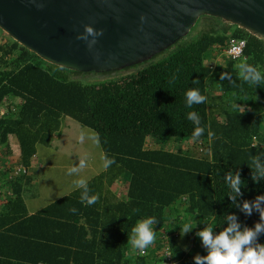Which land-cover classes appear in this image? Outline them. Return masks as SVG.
<instances>
[{"label":"trees","instance_id":"trees-1","mask_svg":"<svg viewBox=\"0 0 264 264\" xmlns=\"http://www.w3.org/2000/svg\"><path fill=\"white\" fill-rule=\"evenodd\" d=\"M202 19L189 37L161 52L168 51L162 60L100 83H83L76 77L89 73L48 64L0 30V103L16 108L0 120L4 154L29 167L37 146L50 145L68 117L99 133L103 153L115 159L87 184L89 196L99 194L91 206L81 202L79 189L26 216L24 207H15L23 204L16 181L14 198L0 210V264H163L153 255L163 231L178 232L169 240L173 260L194 264L193 257L207 251L197 235L188 251L182 249L184 224L199 220L216 235L227 227V215L242 228L260 222L258 212L246 216L229 200L225 177L241 176L238 204L264 196V179H252L256 163L264 168V41L220 19ZM230 38L246 42L244 59L220 56ZM241 65L254 67L261 81L245 80ZM194 89L206 102L188 107L186 93ZM190 112L198 125L187 118ZM196 127L204 132L194 142ZM148 140L161 148L148 149ZM168 141L191 145L164 150ZM116 182H125L122 200L110 191ZM149 217L158 221L156 240L140 256L130 237ZM257 243L264 244V234Z\"/></svg>","mask_w":264,"mask_h":264},{"label":"water","instance_id":"water-1","mask_svg":"<svg viewBox=\"0 0 264 264\" xmlns=\"http://www.w3.org/2000/svg\"><path fill=\"white\" fill-rule=\"evenodd\" d=\"M202 16L264 41V0H0L4 34L48 64L85 73L144 63ZM85 25L103 31L92 50L76 39Z\"/></svg>","mask_w":264,"mask_h":264},{"label":"clouds","instance_id":"clouds-1","mask_svg":"<svg viewBox=\"0 0 264 264\" xmlns=\"http://www.w3.org/2000/svg\"><path fill=\"white\" fill-rule=\"evenodd\" d=\"M143 19V18H142ZM103 35L102 30H95L92 26L85 25L83 33L76 37L77 40H82L87 43L89 50H92L97 43V38ZM244 67L248 75L244 76L245 80H251L253 83H259L261 81L260 73L252 66ZM223 79V76L221 77ZM195 83V81H194ZM206 102V97L201 95L199 90H189L186 93V103L188 107L193 104H201ZM239 111H243L242 108L237 107ZM195 124H199V117L195 113H188L187 117ZM91 135L88 137L92 144L95 146L100 145L99 133L89 129ZM204 132V128L196 127L192 134V140L195 142L197 137H200ZM210 136L213 133H209ZM79 140L83 142L85 140V134L83 131L79 134ZM254 161L256 158H253ZM102 167L107 169L115 163L114 158H110L107 154L101 157ZM257 172L252 176L254 181L258 179H264V168L259 163H256ZM86 167L85 160L81 159L79 167H71L68 170V175L77 173L79 170ZM227 185L231 189L228 195L229 200L246 216H251L252 213L258 212L260 222L256 223L254 227H241L238 223L235 215H227L225 217V223L227 227L223 228L218 234H213V227L207 226L203 230L198 231L196 235L200 238L203 247L207 251V255H196L193 257L194 264H264V244L257 243V239L261 234H264V196H257L254 201H243L242 204L237 203V197L242 196L241 188L243 182L239 172L233 175L231 172L225 177ZM88 182L84 178L73 181L75 188L84 189L81 193L80 199L82 203H86L91 206L95 204L99 199V194L88 195ZM74 190V189H71ZM73 213L77 210L75 208L70 209ZM158 223L155 217H149L139 222L132 229V236L130 237V243L134 249L144 252L149 246H152L156 240V233L153 231L152 226ZM195 222L186 223L183 226L182 232L184 234L189 233L195 226Z\"/></svg>","mask_w":264,"mask_h":264},{"label":"crops","instance_id":"crops-1","mask_svg":"<svg viewBox=\"0 0 264 264\" xmlns=\"http://www.w3.org/2000/svg\"><path fill=\"white\" fill-rule=\"evenodd\" d=\"M220 60L216 57L214 64ZM83 131L85 140H79V134ZM91 135L86 127H82L75 120L65 117L61 122V130L55 136L50 145H38L36 154L31 160L29 174L21 180V199L23 204L15 207H24L26 216L34 215L46 207H52L60 200L70 197L81 188H75L73 181L84 178L90 183L102 175L106 169L102 167L101 157L104 155L100 145L97 147L88 138ZM153 144V146L151 145ZM189 143L168 141L164 150H181ZM148 149L161 148L155 141L148 140ZM196 150V149H194ZM84 159L86 167L69 176L71 167H79L80 160ZM125 182H116L110 189L112 194L119 200L124 198ZM74 189V190H71ZM59 207H67L65 205ZM1 210V208H0ZM192 222V221H191ZM190 222V223H191ZM195 226L185 236L181 234L178 239L182 249L188 251L198 231L203 230L201 221L194 220Z\"/></svg>","mask_w":264,"mask_h":264},{"label":"built area","instance_id":"built-area-1","mask_svg":"<svg viewBox=\"0 0 264 264\" xmlns=\"http://www.w3.org/2000/svg\"><path fill=\"white\" fill-rule=\"evenodd\" d=\"M246 42L244 40H238L230 38L227 42V47L222 51L220 56H224L231 60L244 59V49ZM16 112L14 103L7 100H3L0 103V120L5 117L12 116ZM202 149L200 148L199 151ZM34 158V156L32 157ZM29 174V167L20 164L14 157L6 156L2 145L0 144V208L4 206L6 202L14 198L13 184L16 181H21L26 178ZM160 242L162 246L158 251H154L153 255L158 256L159 259L163 260V264H177L172 258V251L169 245V240L173 237L178 236L176 231L174 235H170L167 231L160 233ZM140 256H147L148 250L144 252H138Z\"/></svg>","mask_w":264,"mask_h":264},{"label":"rangeland","instance_id":"rangeland-1","mask_svg":"<svg viewBox=\"0 0 264 264\" xmlns=\"http://www.w3.org/2000/svg\"><path fill=\"white\" fill-rule=\"evenodd\" d=\"M202 18H204V16L200 17L198 19L199 21L197 20L196 24L194 25V27L191 29V31L189 32V34L186 37H189L193 33L192 32L193 29H195V27L199 24V22L201 20L203 21ZM199 28H201V26H199ZM167 52H165V53H159L153 59H150V60L146 61V63H141L139 65H143V64L144 65H150V64L156 63V62L162 60L167 55ZM215 60H216V58H215ZM137 69H139V67L136 68V69H130L128 71H124V70L116 71V72H113L111 74H102V73H93V72H91L89 74L79 75L76 78L79 79V80H81L83 83H100V82H103V81H108V80H112V79H116V78H120L122 76L128 75V74L136 71ZM151 145L153 146L152 143H151Z\"/></svg>","mask_w":264,"mask_h":264}]
</instances>
